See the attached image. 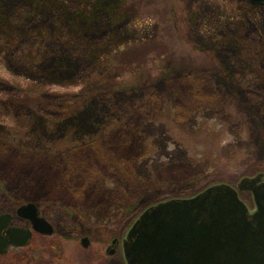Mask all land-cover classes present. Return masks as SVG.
Masks as SVG:
<instances>
[{
  "label": "rangeland",
  "instance_id": "1",
  "mask_svg": "<svg viewBox=\"0 0 264 264\" xmlns=\"http://www.w3.org/2000/svg\"><path fill=\"white\" fill-rule=\"evenodd\" d=\"M263 15L250 0H0V213L32 202L55 227L0 264H127L108 246L147 208L264 177Z\"/></svg>",
  "mask_w": 264,
  "mask_h": 264
},
{
  "label": "water",
  "instance_id": "2",
  "mask_svg": "<svg viewBox=\"0 0 264 264\" xmlns=\"http://www.w3.org/2000/svg\"><path fill=\"white\" fill-rule=\"evenodd\" d=\"M250 1L264 5V0ZM239 190L252 192L254 212ZM17 214L29 219L31 228L13 226V214L0 213V255L11 246H27L33 231L54 233L34 203L21 205ZM116 245L117 240L108 249L109 255ZM123 253L127 264H264L263 173L243 177L237 187L214 184L192 197L152 205L128 230Z\"/></svg>",
  "mask_w": 264,
  "mask_h": 264
},
{
  "label": "flooded vegetation",
  "instance_id": "3",
  "mask_svg": "<svg viewBox=\"0 0 264 264\" xmlns=\"http://www.w3.org/2000/svg\"><path fill=\"white\" fill-rule=\"evenodd\" d=\"M37 207H38V206H37ZM38 209H39V208H38ZM16 210H17V209H16ZM16 212H17V211H16ZM10 213H12V212H10ZM12 214H13V221H12L11 225H13V226H17V227H21V228H31V223H30V221H29L28 219H26V218H22V217L18 216L17 213H12ZM40 214H41V213H40ZM16 218H20V219H23V220H28V223H29V224H28L27 226L18 225V224L15 223V219H16ZM51 224H52V223H51ZM52 225H53V224H52ZM53 228H54V231H55V227H54V225H53ZM35 233H36V232H33V236H32V238H31V241H32V239H33ZM115 240H117V245H116L117 249L115 250L114 254H112V255H115V254L119 251L120 246L122 245V243H121V241L119 240V238H114V239L112 240L111 244L108 246V249H110V247L113 246ZM31 241H30V243H31ZM122 242H123V241H122ZM30 243H29V244H30ZM11 248H19V247L11 246L10 249H11ZM10 249H9V250H10ZM108 249H107V251H108ZM112 249H113V247H112ZM122 250H123V247H122Z\"/></svg>",
  "mask_w": 264,
  "mask_h": 264
},
{
  "label": "trees",
  "instance_id": "4",
  "mask_svg": "<svg viewBox=\"0 0 264 264\" xmlns=\"http://www.w3.org/2000/svg\"><path fill=\"white\" fill-rule=\"evenodd\" d=\"M7 16H8V19H9L11 22L14 23V21H13V18H14V17H13L11 14H8ZM38 17H39L38 14H33L30 18L36 20ZM14 24H15V23H14Z\"/></svg>",
  "mask_w": 264,
  "mask_h": 264
}]
</instances>
